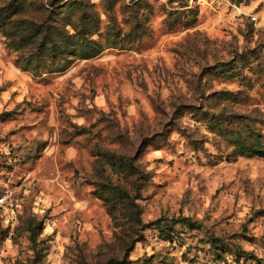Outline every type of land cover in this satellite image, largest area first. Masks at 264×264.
<instances>
[{"label": "rangeland", "instance_id": "374dc122", "mask_svg": "<svg viewBox=\"0 0 264 264\" xmlns=\"http://www.w3.org/2000/svg\"><path fill=\"white\" fill-rule=\"evenodd\" d=\"M23 4L42 28L0 26V264H264V0Z\"/></svg>", "mask_w": 264, "mask_h": 264}, {"label": "trees", "instance_id": "16d2710c", "mask_svg": "<svg viewBox=\"0 0 264 264\" xmlns=\"http://www.w3.org/2000/svg\"><path fill=\"white\" fill-rule=\"evenodd\" d=\"M24 1L25 0H12L11 1L12 3H10L7 7L4 8V10L0 14V26H2V28H6L8 23L11 25L13 24V28L10 30H7L8 35L11 37H14L15 35L18 34L17 32H19L18 35L20 36L22 42L25 43L27 41H32V40L38 38L41 35V29L40 28H42V27H39L37 30L33 31V30L25 29V28L21 27L19 24L18 25L16 24L17 25L16 26L13 23V20H11L12 19L11 17L17 15L18 13H22V12H24V10H26V8L23 6ZM61 3L62 2H58L56 5H60ZM66 5H67V3L64 4L63 7ZM10 15H13V16H10ZM13 29H15V31ZM50 34L52 35L53 32L51 30H47L46 37H44V39L48 40L46 38H48L50 36ZM49 40H50L49 42L42 41V43L40 45V47L44 48L45 51L53 49L54 41H53V39L51 40V38ZM12 42H13L12 44H17L16 41H14V40ZM13 46H17V45H13ZM30 65H31V61H29V63H27V66H30ZM116 190H119V189H116ZM119 192H120V194H122L124 196L125 193L123 191H119ZM182 221L187 223L191 229H194V225H193V223H191L190 219L185 218Z\"/></svg>", "mask_w": 264, "mask_h": 264}, {"label": "built area", "instance_id": "2783aa9c", "mask_svg": "<svg viewBox=\"0 0 264 264\" xmlns=\"http://www.w3.org/2000/svg\"><path fill=\"white\" fill-rule=\"evenodd\" d=\"M251 19H252V21H254V22L257 20L256 17H252Z\"/></svg>", "mask_w": 264, "mask_h": 264}]
</instances>
